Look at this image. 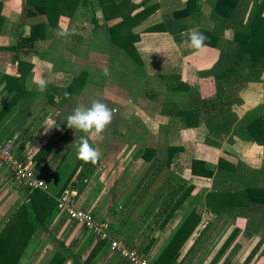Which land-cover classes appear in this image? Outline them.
<instances>
[{
  "label": "crops",
  "instance_id": "crops-1",
  "mask_svg": "<svg viewBox=\"0 0 264 264\" xmlns=\"http://www.w3.org/2000/svg\"><path fill=\"white\" fill-rule=\"evenodd\" d=\"M0 1L2 2L0 7V110L6 106V113L1 122L0 135L13 134L15 140L19 139L20 136L28 137L29 141L25 146L24 155L29 154L33 158L32 160L36 158L39 150L51 139L59 141L57 147L41 165L39 172L45 169L44 173L48 172V178L56 172L65 177L76 172L74 173L75 176L79 169L78 166L81 165H78V161L76 162V160H79L76 157V145L79 143L81 136H87L89 143L92 146L95 144L97 146L95 148L101 153L100 168L108 173L103 181H100V174L96 170V175H98L96 186L101 185L103 192L108 187L110 194L112 192L115 194L123 192L129 196H134L135 193L140 194L145 190L143 192L145 195L143 194L142 197L146 202H153L151 207L159 204L158 208L161 209V207L170 208L176 205L174 194L176 193V196H178L180 188H175L173 185L182 177L180 175L182 171H178L177 168L180 167L179 158L181 153L185 150L184 143H187L190 149L196 152L194 157H190L189 160L188 178L190 180L195 178L208 179L202 188H198V185L195 186L197 182L193 181L190 184V192L194 197L198 198L207 193L210 195L213 190L217 192L219 190L241 189L240 184L235 183V185L233 183V185H229L225 182L218 184L213 177L194 173V160H204L212 165H218L220 161L223 163L225 161L228 164L237 166L240 174L245 173L248 176H256V178H260V183H264V146L253 140L245 122L248 119V113L264 104V75L263 81L249 82L240 90L242 103L233 106L238 117L237 121L233 124L228 135L224 136L223 139V134L217 137L220 142L219 146L210 145L205 141L209 132L205 124L201 123L199 126L190 129H177L175 123H172L168 118L169 116L166 117L167 122L164 117L160 118L164 116L160 113L161 102L153 107L156 111L152 107L149 109V111L158 114L156 117L155 113H152L151 116L146 111L136 109L137 107L129 115L128 107L124 105L110 106L108 101L102 99L103 95L95 88L97 85L101 86L102 82L97 80V78L100 79L99 75L92 72L89 65H95L96 69L104 64L114 67L116 64L125 63L126 58L112 56L107 40L104 41V46L99 44L101 39L95 25H93V30L96 31L95 35L98 36V41L96 39L94 41L90 40L86 44L84 40L86 34L84 32L91 29L92 26L91 28H85L83 23H85L86 15L88 17L89 12H92V17L95 16L102 24L105 20V13L102 8L109 7L113 3L112 0H76L75 11H69L62 15L59 26L51 32L49 37L45 39L35 38L32 43H25L18 49L15 46L20 37L29 36L31 25L47 20V17L35 14L27 16L26 0ZM125 2L127 5L125 7L126 11L130 10L132 16L138 12L141 14L139 23L134 26V30L140 36L139 40L135 42V47L143 61L142 69L145 75L149 76L151 73H177L181 76L183 82H187L190 86L198 89L202 88L203 77H201L200 72L210 69L215 64L220 56V49L205 44L202 50L197 51L188 46V39L192 30L202 33L201 27L212 28L214 26V21L208 18L212 9V0L200 1V8L195 9L191 14L192 18H189L184 27H181V29L172 27L167 31H148V28L163 24L169 17H172L174 12L185 9L187 0H125ZM252 4L253 1H250L249 10ZM262 15L264 19V9ZM37 18L39 19L37 20ZM118 20L120 18L112 19L109 22L115 23ZM62 29H66L69 34L58 36L57 33ZM98 31L104 32L101 28ZM223 32L224 37L230 40L233 39L235 33L233 28L225 27ZM72 37H75L76 40L73 41ZM8 47L11 48L7 49ZM12 47L15 49H12ZM88 48L92 49V57L84 55L86 53L84 49L88 50ZM52 50H56V52L52 54ZM67 50H70V55H68ZM76 56H81L83 61L87 57L90 60L92 59V62L87 61V64L79 62L77 65V60L73 59L77 58ZM20 61L23 63H21V69ZM64 65L68 67L64 68ZM4 75L19 78L18 81L11 82L13 89L6 86L7 81L4 80ZM40 78L48 81L47 88L43 92L38 91L36 84L32 82L34 79ZM108 78H113V76L110 75ZM73 83H76V85L73 91L70 92L68 89ZM21 86L25 87L24 91H22ZM93 100L104 102L113 112V119L101 134L102 138L85 134L77 129H70L66 125L67 116L77 106L81 104L90 106ZM116 111L121 112L116 114ZM122 117L123 120L116 122ZM182 136L185 137L184 140H182ZM21 140L22 137L18 142ZM146 148L154 150L151 158L145 157L144 151ZM62 150L64 153L59 165L54 164L55 159ZM245 156H250L253 160L256 157L258 158L254 161L255 164H251L253 167L251 171L247 164H241L242 160L248 161ZM144 165H148L146 170H143ZM151 165L155 168L150 172L149 167L151 168ZM257 172H260V174ZM46 177L43 178L48 179ZM209 179L212 180V185L210 182L208 183ZM92 186L95 185L92 184ZM102 190L100 191L102 192ZM91 191L93 193L95 190L92 188ZM83 192L79 198V203L85 204L88 202L92 205L97 202L94 196L89 200L90 195H92L91 192L90 194L87 191ZM84 194H87L86 199L83 198ZM196 199H194L193 205L189 202V206L186 207L201 208L204 204L203 207L212 208L217 213V209L221 208V216L207 219V225L209 224V227L212 226V228L208 226L203 228L202 223L206 220L199 221L184 247L192 239L194 243L204 241V245L198 244L200 246L198 247V250L200 249L198 254L208 255L204 263L208 258H211L213 263L209 260L208 263L216 264L218 254L223 256L228 249L231 250L234 247V256L244 257L243 259L248 261L247 258L260 242L261 237L263 239L262 243L264 242V208L251 206L250 209V206L244 205L239 200L237 202L227 201L224 204H216L214 202L216 198L213 197L207 203H202V199ZM177 204L178 207L181 206L179 202ZM140 213L134 211L133 217L135 215L137 217ZM165 216L166 214L159 217L158 226L162 223L165 224L166 228L163 231L161 230V237L168 238L173 228L180 222L182 215H176L175 218L163 222ZM139 220L141 221V219ZM56 221L57 219L51 225ZM132 221L133 223L136 222V218H133ZM141 223L145 224V220ZM216 223L217 226L214 227L213 225H216ZM220 225L222 228L219 227ZM40 228L42 227L36 229V233L39 232ZM125 229L128 232V229ZM154 232H158L157 228L154 229ZM139 233L142 234L141 231ZM152 237L150 235L149 239ZM156 237L159 239V235H156ZM210 242L215 243L212 245ZM154 247L150 252L151 254H156L159 249V247ZM261 247L257 250V252L261 251L258 256L264 258V254H261L264 250V244L263 248ZM202 250H205L206 253ZM213 251H217L215 256L211 254ZM185 254H182L183 256L179 261L185 259ZM258 260L260 261L261 258ZM236 261L234 259L225 264H237L233 263Z\"/></svg>",
  "mask_w": 264,
  "mask_h": 264
},
{
  "label": "trees",
  "instance_id": "trees-1",
  "mask_svg": "<svg viewBox=\"0 0 264 264\" xmlns=\"http://www.w3.org/2000/svg\"><path fill=\"white\" fill-rule=\"evenodd\" d=\"M200 1L202 2V0H187L185 9L174 12L172 17H169L163 24L150 26L148 31H167L172 27L181 29L189 21L195 9L200 8ZM250 1H253V4L249 10ZM26 2L27 16L45 15L47 20L32 24L29 36H21L15 46L16 49L25 43H32L35 38L45 39L49 37L51 32L59 26L61 16L69 11L74 12L77 5L76 0H26ZM112 2L109 7L102 8L105 13L103 24L99 23V19L93 18L95 29L100 30V28L105 27V33H103L106 35L104 38L110 45L112 56L116 58L117 56H126L131 60L134 59L140 68L139 70L135 68L131 73L142 76L150 84L152 81L150 77L145 75L142 69L143 61L135 47V42L139 40L140 36L134 30V26L139 23L141 14L138 12L132 16L130 10L127 12L125 0H112ZM1 6L2 2L0 1ZM211 7L208 18L214 21V26L212 28L201 27V31L207 37L204 43L220 49V56L210 69L200 72L201 77H203L202 88L198 89L190 86L187 82H183L177 73L158 74L154 86H150V88L158 92H154L151 97L157 98L158 94L165 95L161 101L160 113L169 116L170 121L175 123L177 129H190L203 123L209 129L205 139L206 143L219 146L220 142L217 137L223 134V139L224 136L228 135L238 119L233 106L242 103L240 90L249 82L263 81L264 19L262 11L264 0H212ZM118 18L120 20L115 23L109 22ZM225 27L234 29L235 33L232 40L224 37ZM15 48L12 47V49ZM19 63L21 69L22 61ZM3 78L7 81L6 86L11 89H13L11 82L14 83L19 79L10 75H4ZM75 85L76 83H73L68 90L72 92ZM21 89L24 91L25 87L21 86ZM5 113L6 106L0 110V132ZM247 118L246 126L253 140L264 146V104L248 113ZM21 137L22 140L18 142ZM23 137L20 136L19 139L15 140L16 150L22 159H27L24 156V149L29 138ZM9 138H13V134L0 135V141ZM58 143L59 141L51 139L39 150L36 160H33L35 171L39 176L44 177L39 173V169ZM152 151L154 150L146 148L145 157L151 158ZM237 168V166L225 161L224 163L220 161L218 165H212L204 160H194L193 172L198 175L213 177L218 184L225 182L229 185H233V183L241 185L240 190L217 191L219 194L215 197L214 202L216 204L239 200L244 205L250 206V209L251 206L264 208V183H260V178H256V176L240 174ZM74 173L76 172L66 177L57 172L54 173L47 179L48 192L41 189L29 190L25 188L20 208L10 215L0 231V264H25L28 260L29 255L27 256V253L33 232L41 226L49 227L56 220L60 210L57 207L55 197L72 180ZM257 173L260 174V172ZM188 190L190 191V188ZM174 195L176 197V193ZM177 203L173 207L163 208V213H166L163 222L178 215ZM114 205L113 209H115ZM220 209L217 210L220 211ZM198 210L199 208L195 207L185 209L180 222L173 228L156 254L150 252L158 240L152 238L151 242L146 243L144 252L153 256L151 264L183 263V260L179 261L181 249L199 224ZM161 226L163 227L165 224L162 223ZM95 238V235L90 234V237L84 240V244L81 243L77 251L72 250L71 246L64 241L58 240L60 246L56 248L48 264H65L68 259H71L73 264H92L93 261L88 258L82 260L87 248L91 246L90 255L94 256L99 251L100 246L105 244L108 246V240L95 241ZM51 239L57 240L55 236H52ZM261 244L262 242H259L256 245L247 258L248 261L259 250ZM261 254H264V250ZM122 264H130V262L124 259Z\"/></svg>",
  "mask_w": 264,
  "mask_h": 264
},
{
  "label": "rangeland",
  "instance_id": "rangeland-1",
  "mask_svg": "<svg viewBox=\"0 0 264 264\" xmlns=\"http://www.w3.org/2000/svg\"><path fill=\"white\" fill-rule=\"evenodd\" d=\"M89 13L90 14L88 15V17L86 15L85 23H83L85 24V26L82 24L85 28L86 27L91 28L92 26L91 29H87L88 31L84 32L86 34V38L84 39L86 44L90 40L94 41L96 39V41H98V38H97L98 36L95 35L96 31L93 30V25H95L93 18H96V17L95 16L92 17V12H89ZM38 19L39 18H37V20ZM71 23L74 24V22L72 21ZM101 30H103L105 33V27L101 28ZM99 32L98 34L100 35V39H101V42L99 44L104 46L105 45L104 41L106 40L104 36L106 34L104 35L103 32H100V33ZM72 39L73 41L76 40L75 37H72ZM81 40L84 41L83 39ZM84 51L86 52L84 55L86 56L88 55V57L89 56L92 57V54H91L92 49L88 48V50L84 49ZM52 52H53L52 54H54L56 50H52ZM67 52H68V55H70V50H67ZM76 57L77 58H73V59L77 60V65L79 64V62H81L82 64L83 63L87 64V61L92 62V59L90 60L87 57L84 58L85 61H83V58L81 56L80 57L76 56ZM124 58H126L124 61L125 63L116 64L114 67L111 65L107 66L104 64V65H100L99 69H96L95 65H92V64L89 65V68H91L92 72H96L95 74L99 75L100 79L97 78V80L102 82L101 86L97 85V87L95 88H97L100 91V94L103 95L102 99L108 101V105L110 106L114 105L115 107L117 105H120V106L124 105L128 107L129 115L131 112H134V110L140 109V111L142 110L146 111L149 115H151L152 113H155L157 117L158 114L156 112L149 111V109L150 107L153 108L154 106L158 105V103L161 102V99L165 98V96H162L161 94H158V97L160 96L159 99L158 97L157 98L151 97L152 94L156 91H153V89L150 88V86H154L155 80L157 79L158 74L151 73V75L148 76L150 77V80L152 81L149 84V82L144 80L142 76L133 75L131 73L133 70H135V68L136 70H139L140 68L139 64L136 63L134 59H132L133 60L132 61L130 58H127L126 56ZM67 67H68L67 65H64V68H67ZM105 69L107 70V74H105ZM110 75L113 76V78H108ZM149 100H152V101H149ZM135 107L137 108L135 109ZM120 112L121 111L119 112L116 111V114H119ZM157 112L159 111L157 110ZM163 117H164V120L167 122L166 117L168 116L164 115L160 118H163ZM123 119L124 118L122 117L118 119V121L116 122H119ZM181 138L182 140H184L185 137L182 136ZM93 146L95 148L96 145L94 144ZM184 147H185V150L181 153V157L179 158L180 167L177 168L178 171L180 170L182 171V172L180 171L181 172L180 175L182 177L180 178L179 181H176V183L173 185L175 188H180L179 189L180 193L178 194V196H176V199H175V202H180L181 204V206L177 210L178 215L180 214V216L183 215V212L185 211V209L188 208L186 207V206H189L188 203L190 202L191 205H193L194 199L197 198V197H194V195H192V193L190 192L191 190L190 191L188 190L190 187V184H192L194 181V182H197V184L195 183V186L198 185V188L199 187L202 188L206 184L205 181L208 180V179H202V178L201 179L195 178L193 180L192 179L190 180L188 178L187 172L188 170H190L189 160L191 159L190 157H194L196 152L192 151L190 147L187 145V143H184ZM63 150L59 152V155L55 159L54 164L59 165V162L62 159L61 158L62 154L64 153ZM25 157L27 159H33L31 158L29 154H27ZM247 158H248V161L242 160L241 164H247L248 168L251 171L253 169L251 164L252 163L255 164L254 161L258 158L256 157L255 160H253L252 157L250 156H248ZM100 159L95 165L91 163H84L81 160H76V162L78 161V165L80 164L81 165L78 166L79 169H78L77 174L74 176V178H72L71 181L68 182L67 185L73 184L74 186L76 185L78 189L80 188L79 197L82 196V193H84L83 191H87L88 194H90V192L92 193L91 189L93 188V190L95 191H93L92 195H90L89 200L93 198V196L95 197V200H97V202H95L92 205L89 204L88 202H86L85 204L84 203L81 204L78 202V207L89 210L94 215L95 217L94 221L96 223H100V222L105 223V224L107 223L108 224L107 230L109 231V236L112 239H116V240H120L124 242L126 241L132 242V243H129L128 245H130L131 247L133 246L135 248H138L140 252H143L144 246L146 245L147 241L149 240L148 242H151L152 238L157 239L156 235H159V239H157L158 241L156 243V247L154 248L161 247L164 241L167 239L166 237H161V234H162L161 230L163 231L166 228V226L162 227L161 224L158 226L159 221H157L160 216L162 217L164 214H166V213H163L164 212L163 208L162 207L161 209L158 208L159 204L158 205L155 204L154 207H151L153 202L151 203L146 202V200L142 197L145 195L143 193L145 190L141 192L140 194L135 193L134 196L126 195V193H123V192L122 193L118 192L116 194L112 192L110 194L108 187L105 188V192H103L101 185L96 186V182L98 180L97 179L98 175H96V170L98 171V174H100L99 176L100 181H103V179L108 173L106 172V170L104 171L103 168H100V164H101L100 162H102L100 161ZM153 165H151V168L149 167L150 172L155 168V166ZM147 168H148V165L143 166V170H146ZM44 171L45 169H43V171H40L39 173H41V175L47 176L46 178H48V172L44 173ZM93 175H95L96 177L94 176L93 178ZM209 182L212 185V180L209 179L208 183ZM92 184H94L95 186H92ZM100 190H102V192ZM24 191H25V188L20 186L15 180H13L9 172L6 170L5 166L0 163V231L4 227L5 222L9 219L10 215L14 211L20 208V205L22 204L21 203L22 198L24 196L23 194ZM217 194L219 193L213 190L212 194L210 195L208 193L203 194V196L198 197L197 199L199 200L202 199L201 200L202 203H205V202L207 203L209 199H211V197L215 198ZM83 198L86 199L87 194H84ZM181 199H183V201H180ZM113 205L115 206V209H113ZM146 206H148V208H146ZM203 206L199 208L198 214L200 215V219H199L200 222L206 220L205 222L202 223V226L204 228L205 226L209 227V224L207 225V219L212 218V217L219 218L221 216L220 215L221 211H218L217 213V212H214V209L205 208ZM134 211H136L137 213H140V212L142 213H140L137 217H135L136 215L133 217ZM59 214L61 215H58V217L56 218L57 221L53 225H51L50 228L48 227L44 228L43 226H41L42 228L39 229V232L37 233L36 231L33 232L32 238L30 239L32 241L29 245L30 253L29 254L27 253L29 256L28 255H27L28 257L26 256L28 260L25 262V264H48V262L50 261V258L53 256L54 252L56 251V248L60 246V243L58 242V240L64 241L67 245L71 246L72 250L77 251L80 248L81 243L84 244V240H86L87 237H90V234L91 235L93 234L96 236V232L91 231V230L88 231L83 226H80L78 223L72 221L69 217L67 218V215H65L62 212ZM243 216L244 218H246L245 215ZM62 217L63 219H61ZM133 218H136V222L137 221L138 222L133 223L132 221ZM139 219H141V221ZM143 220H145V224L141 223ZM130 224H133V225L129 226ZM213 226L214 227L217 226V223L216 225H213ZM219 227L222 228L221 225ZM125 228L128 229V232L125 231L126 230ZM156 228L158 232H154V229ZM209 228H212V226H210ZM140 231L142 232V234L139 233ZM152 233L155 235V237ZM150 235H152L153 237L149 239ZM52 236H55L57 240H52L51 239ZM98 240H99L98 238H95V241H98ZM262 240L263 239L261 237L260 242H262ZM192 241L190 243L188 242V245H185V247L183 246L181 249L182 250L181 256H183L182 254H185V251L187 252L185 254V259H182L184 262L182 264H210L208 263V260L211 261V258L210 259L208 258V260L204 263L208 255L207 256L202 255V253L201 255L198 254V251L200 250V249L198 250V247H200L199 245L200 244L204 245L205 242L201 240L198 243H194ZM214 243L215 242H210V244L212 245ZM263 244L264 242L261 244L262 246V247L260 246L261 248H263ZM108 248L109 246H107V244H105L104 246H100L99 251H97V254L92 256L90 255L91 254L90 252L91 246H90L87 248L86 254L83 255L82 260H85L88 258L91 261H93L92 264H122L125 258L115 253L114 251L112 252V250H109ZM207 250L209 253L210 251L209 248ZM202 251L205 252V250H202ZM216 252L217 251H213L211 252V254L215 256ZM260 252L261 251L256 252L255 253L256 255L254 254V256L252 257V260L248 262L243 259L244 257L240 258V256H234L235 255V247H234V249L233 248H231V250L228 249V251H226L225 254H223V256H219L218 254L217 255L218 262H216V264H225L234 259H236L237 261L233 263H237V264L239 262L240 264H254V263L264 264V258L261 256H258ZM257 258L258 259L261 258V260L259 261ZM65 264H73V263L71 259H68Z\"/></svg>",
  "mask_w": 264,
  "mask_h": 264
},
{
  "label": "built area",
  "instance_id": "built-area-1",
  "mask_svg": "<svg viewBox=\"0 0 264 264\" xmlns=\"http://www.w3.org/2000/svg\"><path fill=\"white\" fill-rule=\"evenodd\" d=\"M0 163L5 166L10 176L20 186L29 190L49 191L48 181L36 173L34 161L32 159H22L18 155L14 138L0 141ZM79 194L76 185H67L55 197L60 212L88 231L96 232V238L99 240H108V249L127 259L130 264H151L153 256L144 251L140 252L138 248L131 247L127 242L112 239L107 230V223H96L94 215L89 210L79 208Z\"/></svg>",
  "mask_w": 264,
  "mask_h": 264
},
{
  "label": "clouds",
  "instance_id": "clouds-1",
  "mask_svg": "<svg viewBox=\"0 0 264 264\" xmlns=\"http://www.w3.org/2000/svg\"><path fill=\"white\" fill-rule=\"evenodd\" d=\"M66 29L60 30L58 36L68 35ZM207 37L197 31L192 30L189 33L188 46L202 50L205 47V40ZM105 74L107 70L105 69ZM36 84L38 91H45L48 81L46 79H34L32 81ZM113 119L112 110L100 100H93L89 105L77 106L71 114L66 118V125L70 129H77L85 134L95 135L101 137L106 127L111 123ZM101 156V153L97 148H94L90 143L87 136H81L79 143L76 145V157L84 163L97 164Z\"/></svg>",
  "mask_w": 264,
  "mask_h": 264
},
{
  "label": "water",
  "instance_id": "water-1",
  "mask_svg": "<svg viewBox=\"0 0 264 264\" xmlns=\"http://www.w3.org/2000/svg\"><path fill=\"white\" fill-rule=\"evenodd\" d=\"M117 206H118V204H117Z\"/></svg>",
  "mask_w": 264,
  "mask_h": 264
}]
</instances>
